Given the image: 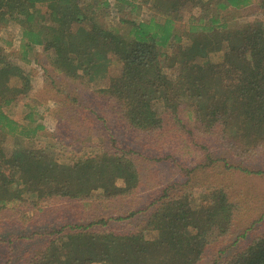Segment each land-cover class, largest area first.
I'll list each match as a JSON object with an SVG mask.
<instances>
[{"label":"trees","instance_id":"1","mask_svg":"<svg viewBox=\"0 0 264 264\" xmlns=\"http://www.w3.org/2000/svg\"><path fill=\"white\" fill-rule=\"evenodd\" d=\"M94 1L87 6L82 0H0V33L11 23L19 26L22 61L37 46L54 50V66L84 84L106 78L114 62L122 64L123 74L110 79L108 88L130 128H163L165 118L152 104L162 100L178 118L177 98L196 107L208 128L221 127V138L249 150L264 146V23L232 26L221 18L224 11H240L253 0H191L198 15L185 20L182 30L172 12L185 0H155L166 12L163 22H131V38L96 23L94 12L111 2ZM47 17L55 27H46ZM199 57L204 59L201 67ZM10 68L0 53V214L58 198L83 201L93 192L108 199L124 197L138 188L141 172L131 150H104L69 163L57 160L49 145L37 139L44 126L35 121L29 83L22 89L10 86ZM175 68L184 74L176 86L168 79ZM21 107L28 110L26 121L15 117ZM9 137L18 148L8 145ZM211 191L204 207L196 208L187 196L163 205L148 222V229H158L157 239L148 240L143 232L96 233L92 225L75 226L29 264H197L214 232L227 233L232 222L226 192ZM218 264H264V235Z\"/></svg>","mask_w":264,"mask_h":264},{"label":"rangeland","instance_id":"2","mask_svg":"<svg viewBox=\"0 0 264 264\" xmlns=\"http://www.w3.org/2000/svg\"><path fill=\"white\" fill-rule=\"evenodd\" d=\"M110 2L108 7L94 12V19L101 27L116 29L126 38H131V22H145L151 18L163 22L166 16L165 10L157 8L155 0ZM84 3L95 5L94 0H82ZM172 14L179 19L178 28L182 30L185 20L197 16L198 9L191 0H185ZM48 17L46 27H55ZM221 18L232 26L264 23V0H253L240 11L228 9ZM77 27L75 23L73 29ZM21 39L19 26L11 23L4 27L0 33V53L11 65L10 86L22 89L29 83L27 97H31V105H34L35 121L44 126L38 141L48 144L47 150L63 163L104 150L115 151L120 147L131 150L141 180L138 188L124 197L108 199L93 192L83 201L58 198L2 212L0 264L35 263L53 243L72 234L75 226L92 225L91 231L96 233L143 232L146 239H157L158 229H148V222L163 205L187 196L196 208L204 207L212 188L223 189L228 195L233 205L232 222L227 226V233L214 232L208 249L197 264H218L245 248L254 238L264 235V175L250 173L264 171V146L249 150L221 138V127L208 128L199 119L196 107L191 108L177 98L178 118L165 109L162 100L152 104L153 109L165 118L163 128L150 132L130 128L122 117L121 103L108 88L110 79L123 74L122 64H112L109 78L84 84L67 78L54 66V50L46 51L43 46H37L28 55V60L22 61ZM227 48L226 42L223 51ZM203 63L204 59L199 57V67ZM183 75L175 68L168 79L176 86ZM27 113L28 110L21 107L16 109L15 117L26 121ZM7 143L14 148L19 145H15L11 137ZM131 212L135 214L128 217ZM102 221L106 225H102Z\"/></svg>","mask_w":264,"mask_h":264}]
</instances>
